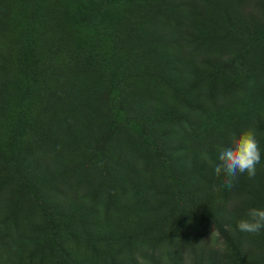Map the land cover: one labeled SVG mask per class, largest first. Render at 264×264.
I'll return each mask as SVG.
<instances>
[{
	"label": "rangeland",
	"instance_id": "obj_1",
	"mask_svg": "<svg viewBox=\"0 0 264 264\" xmlns=\"http://www.w3.org/2000/svg\"><path fill=\"white\" fill-rule=\"evenodd\" d=\"M252 207L264 0H0V264H264Z\"/></svg>",
	"mask_w": 264,
	"mask_h": 264
},
{
	"label": "clouds",
	"instance_id": "obj_2",
	"mask_svg": "<svg viewBox=\"0 0 264 264\" xmlns=\"http://www.w3.org/2000/svg\"><path fill=\"white\" fill-rule=\"evenodd\" d=\"M217 163L213 165L214 174H223L221 187L232 189L239 177L246 174L254 178L257 165L261 162V151L254 129L248 128L234 135L230 142L221 143L217 147ZM239 231L258 235L264 229V209L252 207L247 216L237 223Z\"/></svg>",
	"mask_w": 264,
	"mask_h": 264
}]
</instances>
